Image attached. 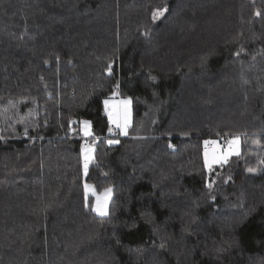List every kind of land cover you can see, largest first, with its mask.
Listing matches in <instances>:
<instances>
[{
  "label": "trees",
  "instance_id": "16d2710c",
  "mask_svg": "<svg viewBox=\"0 0 264 264\" xmlns=\"http://www.w3.org/2000/svg\"><path fill=\"white\" fill-rule=\"evenodd\" d=\"M0 264H264V0H0Z\"/></svg>",
  "mask_w": 264,
  "mask_h": 264
},
{
  "label": "snow or ice",
  "instance_id": "6c2138e0",
  "mask_svg": "<svg viewBox=\"0 0 264 264\" xmlns=\"http://www.w3.org/2000/svg\"><path fill=\"white\" fill-rule=\"evenodd\" d=\"M164 11H166V9L158 10L157 12L153 13V17L157 18L163 15ZM104 103H105V110H106V114L109 119V123L114 124L116 128L120 129L121 134L126 135L127 134L126 128L128 126V120L130 116V110L128 107L130 104V100L128 99L120 100L111 105L109 104L108 100H105ZM83 125H84V128H83L84 135L85 136L91 135L90 122L83 121ZM111 131L112 129L109 128V132ZM108 142L110 144L118 143V141H113V140H109ZM209 144L213 145L211 155H210L209 148H208ZM232 144H233V141H229L225 149L221 152V151H218L219 146H217L214 141H206L205 142V145H206L205 164L206 166L209 169H211V166L213 163L223 164L227 162L229 155H232V154L238 155L239 154L238 151L232 147ZM82 153H83V158H84V172L85 174H87L88 165L91 160V149L87 145H85L82 147ZM249 171H252V170L249 169ZM209 187H211V185H209ZM89 191H92L93 194L95 195V190L92 188V186L85 184V196L86 197ZM110 197H111V189L110 188L105 189L102 196L101 195L96 196V203L92 210L95 211L100 216H106L108 214L107 205H108V201ZM161 247H163V245H161Z\"/></svg>",
  "mask_w": 264,
  "mask_h": 264
},
{
  "label": "rangeland",
  "instance_id": "374dc122",
  "mask_svg": "<svg viewBox=\"0 0 264 264\" xmlns=\"http://www.w3.org/2000/svg\"><path fill=\"white\" fill-rule=\"evenodd\" d=\"M124 99H128V98L112 97V98H108V99H106V100H108V101H109V104L111 105V104H113V103H116V102H118V101H120V100H124ZM128 100H130V99H128ZM104 102H105V101H104ZM104 102H103V105H104V110H105V103H104ZM128 107H129V110H130V116H129V120H128V126H127V128H126V133H127V134H126V135L121 134V130L118 129V130L120 131V136H119L120 138H124V137H127V136H128L129 128H130L131 125H132V106H131V101H130V104H129ZM105 115H106V118H107L108 123H109V119H108V116H107V114H106V110H105ZM83 121H86V120H82V121H80V123H79V130H80V135H81V137L83 138V140H84V141H85V140H89V141L91 142V144L87 145V146L91 149V160H90V162H89V165H90V164L92 163V161L94 160V154H95V140H92L93 137H92L91 127H90L91 135H88V136H85V135H84V131H83V128H84ZM109 125H114V124H110V123H109ZM206 141H214V142L216 143V145L219 146L218 151H221V152H222V151L225 149V147H226V145H225V142H226V141H225L224 139H217V138L208 139V140H205V141H204V143H203V144H204L203 162H204V167H205L206 172L209 173L214 167H216V166H220V165H223V164H226V163H223V164H221V163H213L212 166H211V169H209V168L206 166V164H205V147H206L205 142H206ZM229 141H233L232 147L235 148V149L238 151V153L240 154V152H241V138L238 137V136H234V137H230V138H228V139H227V142H229ZM83 146H85V144H84ZM208 148H209V152H210V155H211L213 145L209 144V145H208ZM239 154H238V155H239ZM233 156H236V154L229 155L228 159L231 158V157H233ZM81 161H82V165H83V169H84V158H83L82 149H81ZM227 161H228V160H227ZM89 165H88V166H89ZM84 173H85V172H84ZM85 184H88V185H90V186H92V185L89 184V183H87L85 180H83V185H82L83 196H84V199H85V201H86L87 203L90 202V204H91V208H92V209H93V207L95 206V203H96V196H97V195H101V196H102L103 193H104V190H105V189H108V188L111 189V187L107 186V187H104V188H102V189H100V190H96V189L92 186V188L95 190V195L93 194L92 191H89L88 194H87V197H86V196H85ZM112 196H113V192H112V189H111V197H110V199H109V201H108V205H107V211H108V214H107L106 216H108V215L110 214V205H111ZM94 213H95L97 216H99V217H106V216H100V215H98L95 211H94Z\"/></svg>",
  "mask_w": 264,
  "mask_h": 264
},
{
  "label": "built area",
  "instance_id": "2783aa9c",
  "mask_svg": "<svg viewBox=\"0 0 264 264\" xmlns=\"http://www.w3.org/2000/svg\"><path fill=\"white\" fill-rule=\"evenodd\" d=\"M109 128H111L112 129V131L111 132H109L111 135H118L119 134V132H118V130H117V128H116V126L115 125H109ZM227 141L225 142V145H227ZM90 144V141L89 140H87V141H85V145H89Z\"/></svg>",
  "mask_w": 264,
  "mask_h": 264
}]
</instances>
